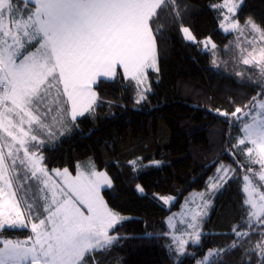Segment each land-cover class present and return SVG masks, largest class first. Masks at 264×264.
<instances>
[{
	"label": "trees",
	"instance_id": "16d2710c",
	"mask_svg": "<svg viewBox=\"0 0 264 264\" xmlns=\"http://www.w3.org/2000/svg\"><path fill=\"white\" fill-rule=\"evenodd\" d=\"M222 1L165 0L151 21L157 69L148 70L143 83L120 70L99 80L91 108L41 146L48 169L75 173L81 164L111 180L101 194L123 217L111 231L119 239L87 255L86 264H264V216L250 218L244 191L245 173L256 163L246 145L237 146L242 117L232 115L264 96V75L235 54L230 58L232 35L219 25ZM235 16L264 29V0H244ZM183 27L195 41L183 38ZM206 38L216 44L215 55L205 49ZM220 164L230 165L232 174L204 208L199 240L194 229L171 233L170 220L192 194L208 189ZM234 228L247 235L235 236ZM29 235L27 228L0 231V239ZM181 240L187 241L183 251Z\"/></svg>",
	"mask_w": 264,
	"mask_h": 264
},
{
	"label": "snow or ice",
	"instance_id": "6c2138e0",
	"mask_svg": "<svg viewBox=\"0 0 264 264\" xmlns=\"http://www.w3.org/2000/svg\"><path fill=\"white\" fill-rule=\"evenodd\" d=\"M25 3L33 4L34 10L29 9L26 18H17L15 0H0V130L11 138L0 142V230L30 226L34 237L25 242L0 241L3 245L0 264H86L87 255L109 248L119 239L110 231L123 217L109 209L100 196L101 186L111 183L105 173L81 171L73 177L67 169L62 174L57 170L64 187L50 183L42 165L43 157L29 151L30 141L43 143L39 134H55L40 107L50 90L56 88L59 95L62 85V94L70 103L68 115L75 121L95 101L91 85L98 77L115 76L118 65L125 74L143 83L144 70L155 67L150 21L165 0H25ZM223 6L234 15L239 3L224 0ZM247 25L264 37V29L250 20ZM230 27L239 28V21L233 20ZM181 30L188 40L195 41L188 27ZM243 62L251 63L249 59ZM260 107L264 109V103ZM242 111L236 108L232 115ZM13 115L18 118L16 121ZM243 131L258 149V158L253 162L261 165L259 178L264 180V120L245 125ZM4 144L7 152L3 150ZM243 144L245 140L240 139L237 146ZM247 152L251 154L253 148ZM18 167L22 175L18 174ZM221 171L223 176L219 179L223 180L229 170ZM21 179L25 183L35 180L44 186L42 192L50 191V196L42 197L39 210L26 198H17L18 188H23ZM244 179L248 181L247 176ZM218 186L217 182L211 184ZM161 199L167 203V198ZM247 202L254 209L250 218L264 216V194L259 205ZM26 213L30 217L27 222ZM199 215V212L192 215L193 229ZM233 234L247 235L236 228ZM195 240H199V233H195ZM186 242L180 241V251Z\"/></svg>",
	"mask_w": 264,
	"mask_h": 264
},
{
	"label": "rangeland",
	"instance_id": "374dc122",
	"mask_svg": "<svg viewBox=\"0 0 264 264\" xmlns=\"http://www.w3.org/2000/svg\"><path fill=\"white\" fill-rule=\"evenodd\" d=\"M243 1L244 0H236V2L239 3L238 9L240 8ZM223 5H224V0L217 5V7L221 10V14H222L219 25H220V28L225 33L228 32L232 35V38L226 47V49L228 50V54L229 53L231 54L230 58L233 57V55L235 54L236 55L235 59H237L241 64L247 65L249 67H252V68L258 70L257 73L261 77H263V75H264V37H262L261 32H257L255 30H253L250 26L247 25V23L241 24L239 22V28L232 29L230 27L231 22L233 20H238L237 17L235 16L238 9L235 12V14L233 15V14L228 13L227 8L224 7ZM188 28L190 29L191 34L194 36L192 29L190 27H188ZM181 32H182V30H181ZM182 36L185 40L191 41V40H188L186 38V36H185V34H183V32H182ZM205 42H208L207 47L205 46ZM213 44L215 45L214 48L211 46ZM204 46H205V49L209 50L211 53H213V55L216 54V49H215L216 44L213 42V40H211L210 38H206L204 40ZM221 56H223V55L215 57L216 61H218L219 57H221ZM157 59H158V57H157ZM245 59H249L251 61V63L245 64L243 62ZM255 77H256V75L252 76L251 78L253 79ZM143 82H144V79H143ZM60 89H61V93L58 95L57 89L52 88L50 90V94L46 97L44 103L40 107V112L45 113V116L43 117L45 119V122L51 123L53 125V131L55 134L51 135V136L47 135L46 133L45 134H39L38 139L43 141V143H40V144H36V142L30 141L29 151L30 152L35 151L38 155H40L42 157H43V155L40 153L41 146L55 142L59 137H61L67 131L68 126H69L68 120L72 121L68 115V111H70L69 102H67V97L62 94V87L61 86H60ZM261 103H264V96L257 98L256 100H253L249 104L248 107L242 109L243 111L238 114L239 117H242V119H241L242 134L239 136L238 141L240 139L245 140L244 145H246V151L248 148H253V152L251 154L246 152L247 156L249 157L248 159L251 161H254L255 159L258 158L257 157L258 149L256 148V146H253L250 143L246 133H244L243 130L245 128V125L252 124L253 122L259 123L261 120H264V109H262L260 107ZM17 119L18 118L13 115V120L16 121ZM24 127L27 130L28 125L25 124ZM33 128L35 129L36 125H33ZM5 140L11 141V138L7 137L6 133H4L3 130H0V142H3ZM33 144H35L34 148L31 147V145H33ZM3 150L5 152H7L6 144H4ZM21 155H22V153H21ZM43 161H44V159L42 160V165L47 170V172L50 176V183L55 184L59 187H64V181H63L62 175H57V170L59 171L60 174H62L64 169H67V168L48 169ZM255 165L256 166L253 167V169H250L251 171L249 170L250 171L249 173L248 172L245 173L244 178L247 176L248 181H245V183H244L245 184L244 185V187H245L244 191L246 193V201L251 200V201L255 202L257 205H259L260 204V196L262 194H264V180H261L259 178V173L261 172V165L258 163H256ZM222 168L228 169L229 171L227 173V176H225L223 180H220L219 177L223 176V172L221 171ZM91 170H95L98 173H105V172H99L98 170H96L92 166H89L88 169H85L82 167L81 164L78 167V169H76L75 173H72L69 170H68V172L73 177H75L81 171H83L85 173H90ZM17 171H18V174L22 175V173L19 172V167H18ZM216 173H217V175L209 183L208 189L206 191H202L200 193L192 194L189 197V199L187 200L185 207L182 208L177 213V215L175 214L174 219L170 220L171 225H172L171 233L175 234L177 232L176 227H181V230H183L185 228L191 229L189 232L191 235L193 233L192 232L193 228L191 226L193 223L192 215L195 212H199L200 215L197 216V218H196V222H195L196 227L194 230L197 231V233L200 231V224H201V220H202L203 214L205 212V209H206V207H208V205L210 203H212L211 197L214 196V194L216 193V190L218 189V187H211V184L213 182H217L218 185H220L224 180H226L228 177L231 176L232 169H231L230 165H228V164H220ZM107 177L110 180L108 175H107ZM249 181H250V183H249ZM19 183L23 184V188L22 189L18 188L17 198L18 199H20L21 197L26 198L29 203H33L35 205L36 210H39L41 205L43 204L42 197L45 195H48V196L51 195L50 191H43L42 192L41 189L44 188V186L42 184H39L35 180H28L25 183L23 181V179H21L19 181ZM109 185H111V183L110 184H103L101 186V188H100V196L101 197H102L101 190L104 187L109 186ZM103 200H104V198H103ZM104 202H105V200H104ZM248 204L251 205L250 203H248ZM107 207H108V205H107ZM251 207H252V205H251ZM252 210L254 211L253 208H252ZM5 211L7 212L6 209H5ZM29 219H30V217H28V215L26 213L25 214L26 222ZM17 228H20V227H17ZM27 229L30 231V235L26 238H23V239L3 238V239H0V241L5 240V239L12 240V241H18V242L28 241L29 237H34V234L32 233L30 226L27 227ZM111 231H110V234H112ZM2 246L3 245L0 244V247H2Z\"/></svg>",
	"mask_w": 264,
	"mask_h": 264
},
{
	"label": "crops",
	"instance_id": "0c3cea01",
	"mask_svg": "<svg viewBox=\"0 0 264 264\" xmlns=\"http://www.w3.org/2000/svg\"><path fill=\"white\" fill-rule=\"evenodd\" d=\"M15 2H16V4L18 5V10H19V11H18L17 18H21V17H25V18H26L27 11H28L29 9H33V10H34V5L31 4V3L26 4V3H25V0H15ZM150 25H151V21H150ZM151 28H152V25H151ZM152 32H153V35H154V59H155V67H153V68H146V69L144 70V71H145V76L143 77V79L146 77L148 70H155V69H157V66H158V59H157V43H156V36H155L154 31H153V28H152ZM119 70L121 71V73H122V75L124 76V78H126V79H133L132 76H131L130 74H125L123 68H122L121 66L118 65V66H117V69H116V74H115V76H113V77H98V78L96 79V82H95L94 84L91 85V89H92V91H94V92L96 93V98H95V100L97 99V92H96V90H95V85L98 83V81L101 80V79L111 80V79L115 78ZM60 86L62 87V85H60ZM94 102H95V101H94ZM94 102H93V104H94ZM93 104H92V105H93ZM69 105H70V103H69ZM69 108H70V106H69ZM78 117H79V116H78Z\"/></svg>",
	"mask_w": 264,
	"mask_h": 264
}]
</instances>
